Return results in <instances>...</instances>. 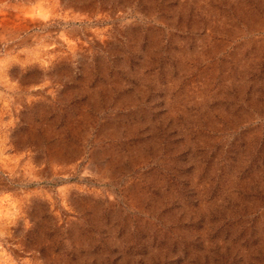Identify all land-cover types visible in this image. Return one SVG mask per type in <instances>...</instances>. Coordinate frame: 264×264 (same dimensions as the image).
<instances>
[{
	"label": "rangeland",
	"instance_id": "obj_1",
	"mask_svg": "<svg viewBox=\"0 0 264 264\" xmlns=\"http://www.w3.org/2000/svg\"><path fill=\"white\" fill-rule=\"evenodd\" d=\"M0 264H264V0H0Z\"/></svg>",
	"mask_w": 264,
	"mask_h": 264
}]
</instances>
